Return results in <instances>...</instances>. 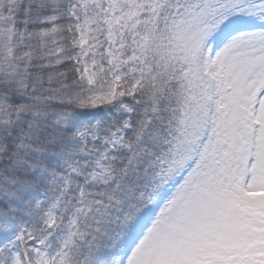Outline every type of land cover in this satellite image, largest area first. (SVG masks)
I'll return each instance as SVG.
<instances>
[{
    "label": "snow or ice",
    "instance_id": "snow-or-ice-1",
    "mask_svg": "<svg viewBox=\"0 0 264 264\" xmlns=\"http://www.w3.org/2000/svg\"><path fill=\"white\" fill-rule=\"evenodd\" d=\"M0 264H264V0H0Z\"/></svg>",
    "mask_w": 264,
    "mask_h": 264
}]
</instances>
